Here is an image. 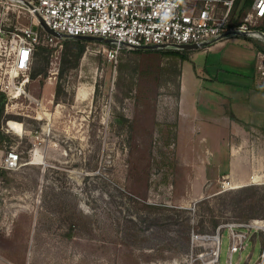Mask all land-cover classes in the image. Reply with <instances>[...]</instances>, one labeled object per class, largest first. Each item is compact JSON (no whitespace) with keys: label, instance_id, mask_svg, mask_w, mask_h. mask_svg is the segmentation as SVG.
Listing matches in <instances>:
<instances>
[{"label":"rangeland","instance_id":"obj_1","mask_svg":"<svg viewBox=\"0 0 264 264\" xmlns=\"http://www.w3.org/2000/svg\"><path fill=\"white\" fill-rule=\"evenodd\" d=\"M28 24L24 8L0 2V34ZM64 40L74 59L77 39ZM83 42L62 77L65 45L44 52L46 64L37 54L23 86L26 74L12 76L0 42V264H228L223 225L264 221V182L247 183L253 155L264 154V94L256 100L248 88L255 73L239 64L248 41L235 35L209 50H181L187 117L177 79L160 72L172 58L132 52L120 73L122 53L115 62L107 43ZM44 64L46 76L31 78ZM9 150L20 157L14 167L3 161ZM232 150L243 183L222 190ZM252 238L232 264H257L264 232Z\"/></svg>","mask_w":264,"mask_h":264},{"label":"built area","instance_id":"obj_2","mask_svg":"<svg viewBox=\"0 0 264 264\" xmlns=\"http://www.w3.org/2000/svg\"><path fill=\"white\" fill-rule=\"evenodd\" d=\"M17 5L27 12L29 24L20 30L1 32L0 42L9 46L11 67L18 74L25 73L20 82L23 86L29 80L31 63L38 45L62 47L61 38L50 34L40 22H44L59 34L67 37L100 36L111 39L110 46L104 48L109 60L117 62L123 49H132L145 45H155L158 49H174L177 44H201L207 40H220L234 31H246L248 36L264 41V31L250 28L254 19L264 17V0H253L251 9L239 25H230L231 7L234 0H204L200 7L191 8L184 0H1L0 2ZM221 3L224 10L216 12ZM34 26H36L34 28ZM252 31L259 36L252 35ZM3 33V34H2ZM3 35V36H2ZM8 38H5V37ZM210 45V44H209ZM205 45L203 47H207ZM259 69L264 78V53L259 55ZM53 64V63H52ZM58 69V63L56 64ZM57 74V72H56ZM19 88V87H18ZM16 93L21 94L17 91ZM20 157L9 150L3 159L7 167L17 165ZM263 183L264 171L252 173L247 183ZM229 177L221 183L222 190L239 187ZM248 226L245 231L241 230ZM228 231V264H232L233 254L247 246V240L253 239L252 233L264 232V221L254 220L247 225H223ZM222 226L214 235L217 243V257L222 243ZM248 230V231H247ZM257 264H264V247Z\"/></svg>","mask_w":264,"mask_h":264},{"label":"trees","instance_id":"obj_3","mask_svg":"<svg viewBox=\"0 0 264 264\" xmlns=\"http://www.w3.org/2000/svg\"><path fill=\"white\" fill-rule=\"evenodd\" d=\"M252 4H253V0H234L232 7H231V13H230L232 22H230L229 24L234 25V26L241 24L244 21V18L246 16V14L248 13V11L251 9ZM262 20H264V17L262 18ZM250 28L264 31V24L256 25V26H250ZM75 42L78 43L79 48H78V51L74 54V59L68 58L70 43L67 40H64V42L63 41L60 42L62 44V46L65 45L64 50H63V53H64L63 58L61 60V68H60V73H59L60 77L63 76L65 71H67L68 69L75 66L80 55L82 54V52L84 50L85 44H84L83 40L77 39V40H75ZM107 45L110 46L109 44H107ZM52 49H53V46L38 45L34 57L37 56V54L38 55L42 54V60L46 64L49 62V59H48V57L44 56L43 53L47 52L49 50H52ZM150 50H153V49H149V48H146V49H144V48L126 49L125 48V49H123L121 51L122 54L120 53L121 54L120 55V65H119L120 73L123 71L122 68H123V65H125L124 62L128 58L127 54H130L132 52L139 53L141 51H150ZM154 50L161 51L165 55L172 58V60L165 63L163 66H161L160 72L166 78V80L169 82L177 79L176 86H177L178 92L176 94V97H178L180 94L181 61L186 59V55L180 49H154ZM259 51L264 53V43H262V46L260 47ZM45 64L43 66L38 67V68H34L31 71L30 77L35 78L37 75L46 76L47 70L45 68ZM126 75L129 76L128 74H126ZM58 88H59L58 93H60V91L62 90L61 85H59ZM255 89L264 93V82H262L260 80L259 84L255 85ZM126 95H128L127 92H126ZM5 138H7V135L2 131L1 126H0V141H3ZM214 225H216V222ZM66 236L72 237L73 236L72 230L67 231Z\"/></svg>","mask_w":264,"mask_h":264},{"label":"crops","instance_id":"obj_4","mask_svg":"<svg viewBox=\"0 0 264 264\" xmlns=\"http://www.w3.org/2000/svg\"><path fill=\"white\" fill-rule=\"evenodd\" d=\"M184 1L191 8L200 7L203 4V2H204V0H184ZM220 5H222V4L219 3L217 5V8H216V12L218 13V15L219 14L221 15L222 11L224 10V8H223L224 6L222 5V9H221L220 8ZM251 33L254 36H258L259 35L258 32H254V31H252ZM235 35L238 36V37H240V38H242V39H246V41H248L247 43H244L245 44L244 46H246V47H242V49H241V52L243 53V55H245L247 57V59L245 61H243V62H239V64H241L240 65L241 66V69L240 70L249 72L248 74L255 73V75H254L255 80L252 82L253 84L251 83V85L248 86V88H251L252 93H254L256 95V100L261 99L262 97L259 94L261 92L258 91L257 89H255V85H258L259 84V80L257 79V76H256V71H258L257 70L258 68L255 65H256L257 59H259V55L262 53L261 51H259L260 50V47H261V44H262V41H263L262 39L257 38V37L248 36V35L231 34V35H229L228 37H226L224 39H220V40H217V41L211 43L209 46H207L205 48H207L209 50L214 45L224 44V42H225V40L227 38H229L231 36H235ZM263 43H264V41H263ZM207 49H204V51L207 50ZM180 50H183V49H180ZM249 55H251V56H249ZM248 59H250V60H248ZM253 59H254V61H253ZM184 61L185 60L181 61L180 97L178 99L179 113H180L181 117H185V116L187 117V114L184 115V113H185V110L184 109L186 108V106H188V103H187V101L185 99L186 98L185 95H186V92L189 89V87L187 85V82H186L185 75H184L183 70H182V66H183V62ZM254 62H255V64H254ZM254 66L256 67V70H255V67ZM249 70H251V71H249ZM197 111L198 110H197L196 106H193L192 107V113L197 114L198 113ZM193 117L194 116H192V118ZM252 118H254L252 115L250 117H248V119H252ZM230 122H232L231 119H230ZM234 123H236V122H234ZM236 124H239V123H236ZM233 151L234 150H232V153L230 154V160H229V164L227 166V168L229 170V173L232 176V177H230V176L229 177L231 179H233L234 181L241 182L242 181L241 179H239V180H236L235 179V175H238V167L240 166V164L238 162L239 156H235V153L236 152H233ZM252 168H253V172L252 173H260V172H263L264 171V154L263 153L262 154L259 153L258 155L257 154L256 155L255 154L253 155L251 169Z\"/></svg>","mask_w":264,"mask_h":264},{"label":"water","instance_id":"obj_5","mask_svg":"<svg viewBox=\"0 0 264 264\" xmlns=\"http://www.w3.org/2000/svg\"><path fill=\"white\" fill-rule=\"evenodd\" d=\"M38 18H39L40 22L44 25V27L46 28V30H47L50 34H52V35H54V36H56V37H58V38H61L62 40L65 39V38H68V39H69V38H73V39H78V40H93V41H99V42L107 43V44L111 43V39H109V38H105V37H100V36H77V37H67V36H65V35H63V34H59V33L56 32L55 30H53L52 28H50V27L44 22V20H43L40 16H38ZM35 27H36V26H34V28H35ZM259 32L262 33L260 30H259ZM231 34L247 35L248 33H247L246 31H234V32H231L229 35H231ZM215 41H216L215 39H210V40H207V41H205V42H203V43H201V44H195V43H193V44H177L176 47H177L178 49L192 50V49L202 48L203 46H205V45H209V44H211V43H213V42H215ZM135 48L158 49V47L155 46V45H145V46L135 47Z\"/></svg>","mask_w":264,"mask_h":264},{"label":"bare ground","instance_id":"obj_6","mask_svg":"<svg viewBox=\"0 0 264 264\" xmlns=\"http://www.w3.org/2000/svg\"><path fill=\"white\" fill-rule=\"evenodd\" d=\"M16 74H18L15 70L12 71V76H15ZM17 126V125H16Z\"/></svg>","mask_w":264,"mask_h":264}]
</instances>
